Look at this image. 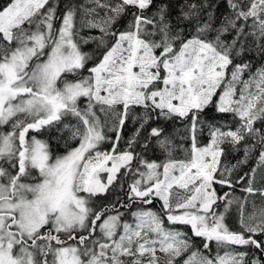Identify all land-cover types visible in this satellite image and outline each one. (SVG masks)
<instances>
[{
  "label": "snow or ice",
  "instance_id": "1",
  "mask_svg": "<svg viewBox=\"0 0 264 264\" xmlns=\"http://www.w3.org/2000/svg\"><path fill=\"white\" fill-rule=\"evenodd\" d=\"M226 3L219 16L217 0H64L59 14L60 0L0 3V127L8 129L0 132V264H264V206L253 202L245 215L247 196L215 187L234 189L233 170L255 158L236 183L264 200L256 186L264 64L253 71L245 59L264 57V0ZM85 29L98 34L83 36ZM90 42L95 49L83 51ZM213 111L232 123L217 124ZM68 117L77 123H63ZM129 118L138 126L124 140ZM161 120L184 126V159L171 158L168 133L152 126ZM60 124L76 142L63 155L30 135ZM150 146L169 158L149 161L136 151ZM225 146L242 148L244 158L222 166ZM129 175L121 207L148 206L131 213L132 223L115 204L92 206ZM233 203L239 230L225 222ZM177 225L189 226L205 251L213 243L232 250L207 255Z\"/></svg>",
  "mask_w": 264,
  "mask_h": 264
},
{
  "label": "trees",
  "instance_id": "2",
  "mask_svg": "<svg viewBox=\"0 0 264 264\" xmlns=\"http://www.w3.org/2000/svg\"><path fill=\"white\" fill-rule=\"evenodd\" d=\"M6 2H7V0H0V3H6ZM75 2L83 3L84 0H75ZM174 2H175V0H174ZM63 3H64V0H60V8L58 9V14L63 12ZM217 4L220 5V7L216 13L218 16L221 14H227L229 12L226 0H217ZM124 23H125V21L122 20L120 22V26L123 27ZM56 26L57 27L59 26L58 21L56 23ZM83 33H85L87 35L98 34L94 30L91 31V33H90V31L87 29H85L83 31ZM95 47H96L95 43L90 42L87 45H83L82 50L86 51V52H92L95 49ZM245 59H249L252 61L253 71H255V69L257 67H259L261 64H264V57H261L260 55H258L256 53H252V54L246 56ZM90 66H91V64L89 65V67ZM84 75H87V72H84ZM81 106H83V105H81ZM140 112H142V109H136L135 110L136 115H138ZM97 114L100 116L101 121L105 122V116L106 115L104 113H99V112ZM210 117H214L215 122L217 124H219L221 121H224L229 125L232 123V119H231L230 114L229 115L219 114V113H216L215 111H213L210 114ZM210 117H206V119H209ZM64 121H71V122L75 121L76 122V118L75 117H68ZM137 126L138 125L134 124L132 122L131 118H129V121L126 123L125 130L123 132L124 140H127L132 135V133L135 131V128ZM152 126L153 127H155V126L163 127L165 129L166 133H168V135H169V137L173 143V146L171 148V158L184 159L185 158V150L189 146L188 140H187V132H186L184 126L178 121L173 123V122H165L163 120H161L159 122V125L153 124ZM7 130H8L7 127H4V129H0V132L7 131ZM42 133L44 134V136L46 135V137H44V139L49 144V147H50L53 155H58L60 153H63L64 151L67 150L68 147L75 146V144H76L75 141H72L69 139L70 132L67 129L60 131L59 125H56L55 127H51L47 131H43ZM108 134L113 135V136L115 135L114 133H108ZM57 143H61V145H59L58 147H55ZM200 143H201V145L208 143L207 129H205L203 135L200 137ZM125 147H126V144L124 143V141H121L120 148L124 149ZM55 148H57L58 151H60V152L56 153ZM110 148H111V143H104L101 146V149H105V150H109ZM136 151L139 152L142 156H144L145 159H147L149 161L161 162V161H164V160L169 158L167 153L164 150H161L159 147L150 146L149 150L146 152L142 151L139 147H137ZM243 158H244V156H243L242 148L239 151H237V150L231 148L230 146H225V153L221 157V165L222 166L226 165L228 167H231L232 165L236 164V162L238 160H242ZM135 166H136V161H133V167H135ZM253 167H256V159L250 158L246 165H241L238 168L233 170L232 179L234 181V189H229L227 187L222 188L219 185H215L218 195H223L224 192H230L231 191L233 193V195L237 198L247 196L249 204L245 207V215H247L249 212H251L253 210L252 209V203L253 202H255V205L257 208L264 206V200H262L258 195L257 196H248V194L244 193L241 190L243 187H245L244 182L241 181L239 183H236L237 181H240V177L245 172L250 171V169ZM121 171L123 172V169ZM141 171H143V169H141ZM262 174H264V172ZM131 182H132V176L131 175L121 178V183L123 184V189H121L118 185H114L112 188L109 189V192L107 195L97 198L95 200V203L92 206L98 210L99 208L104 207L106 205L110 206L112 204H115L116 207L118 208V210L121 213H123L122 220H125V219L133 220L134 217H132V215H131L132 212L136 211L138 207H148V206H144V205H140V204H134L131 208L121 207V203H124V204L128 203L127 191H128V184H130ZM256 186L257 187H264V185L261 184V181L256 183ZM161 203H162V201H160L157 198L154 201V205L152 206V208L154 210H156L157 212H159L161 210V208H160ZM218 204L220 205V207L217 210L220 212H223V210H224L223 209V201H218ZM109 214H115V213H109ZM231 215L233 216V219L235 221L234 224L229 222L231 220V217H230ZM226 216H225V221L228 222V224L230 225L229 228L232 230H239L240 213H239V210H238L236 203H233V205L229 209ZM165 226H169L167 220H165ZM176 227L181 232L187 233L188 237L192 240V242L196 245V247L200 248V250L202 252H205V254H207V255L215 256L218 251L221 255L226 250H232V249H217V247L213 243L210 246V250L205 251L202 248L201 238H193V234L190 231L189 226L177 225ZM235 249L241 250V251L245 250V249L241 248L240 246H235ZM257 255H259V253H257Z\"/></svg>",
  "mask_w": 264,
  "mask_h": 264
},
{
  "label": "rangeland",
  "instance_id": "3",
  "mask_svg": "<svg viewBox=\"0 0 264 264\" xmlns=\"http://www.w3.org/2000/svg\"><path fill=\"white\" fill-rule=\"evenodd\" d=\"M81 35H83V36H87V34H85V33H81ZM106 115V114H105ZM105 121L107 122V124H111L112 123V117H111V115H106L105 116ZM63 123H68V124H76L77 123V121L75 122H71V121H64ZM0 129H4V127H0ZM59 129H60V131H63L64 130V128L62 127V124H60L59 125ZM30 135H37V138L38 139H42V140H45L44 139V137H46V135L44 136V134L43 133H41V134H36V133H30ZM46 141V140H45ZM59 145H61V143H57L56 144V146L55 147H58ZM63 147V146H62ZM70 147H74V146H70ZM102 150H105V149H102ZM58 149L57 148H55V152L56 153H59L60 151H58ZM67 151V150H66ZM66 151H64L63 153H60V154H58V155H63V154H65V152ZM62 152V151H61ZM264 172V170L262 171L261 169H257V178H256V183H258V182H260V177H261V175H262V173ZM179 192V194L180 195H183V191L182 190H175L174 189V192ZM152 210H154L153 208H152ZM154 211H156V210H154ZM227 217V216H226ZM231 217V220L229 221L230 223H232V224H234L235 223V221H234V219H233V216L231 215L230 216ZM133 220H134V218H133ZM133 220H130V219H125L124 221H127V222H129V223H132L133 222ZM226 222V221H225ZM227 224H228V222H226ZM228 226L230 227V225L228 224ZM224 254V253H223ZM223 254H221V255H223Z\"/></svg>",
  "mask_w": 264,
  "mask_h": 264
}]
</instances>
